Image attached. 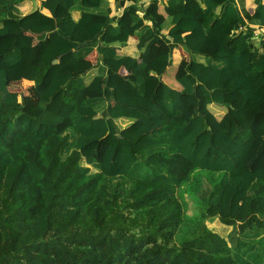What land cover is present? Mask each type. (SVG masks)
<instances>
[{"label":"trees","instance_id":"1","mask_svg":"<svg viewBox=\"0 0 264 264\" xmlns=\"http://www.w3.org/2000/svg\"><path fill=\"white\" fill-rule=\"evenodd\" d=\"M21 2L0 0V264H264V0H152L146 20L113 19L110 0L1 13ZM23 79L38 98L10 89Z\"/></svg>","mask_w":264,"mask_h":264},{"label":"crops","instance_id":"2","mask_svg":"<svg viewBox=\"0 0 264 264\" xmlns=\"http://www.w3.org/2000/svg\"><path fill=\"white\" fill-rule=\"evenodd\" d=\"M152 0H110V4L114 8V15L113 19H119L125 11H128L131 8H135L137 10V13L140 14L144 19L146 16V6L147 4ZM42 0H37L35 2L34 0H22L20 5H12L8 9L1 10V13L3 16L7 18H21L27 13L35 10L36 7H40ZM247 6H250L254 0H246ZM255 6V5H253ZM255 9V8H254ZM254 9L251 11L253 12ZM64 15H60L56 18L57 23H62L68 20H71L73 17L78 16L79 14L75 13L74 15H70L68 13L62 12ZM146 20V19H145ZM245 20V19H244ZM246 21V20H245ZM145 22V21H143ZM151 23V22H150ZM264 34V33H263ZM26 38L28 41L35 46L38 43V37L36 34L33 33H27ZM257 40V39H256ZM258 44L261 40H257ZM53 39L52 36H48V42L46 44H52ZM172 46V43H170L169 40L162 39L159 41L156 45L153 46L152 51L150 55L144 56L143 60L149 61L158 54L166 51H170V48ZM32 51V50H31ZM177 53L174 55L175 57H180L181 60H186L183 58V56L188 55L190 59L189 53H187L181 46H178L175 50ZM180 60V61H181ZM101 61V55L97 49H95L89 56H87L84 60L78 62L73 68L72 71L76 76H80L83 72L91 69L92 67L96 66ZM187 62L189 60H186ZM164 80L172 86L178 87V85H175L173 75L169 76L168 79L165 78V75L163 76ZM176 80V79H175ZM9 87L13 91L18 92H25L30 95H34L36 98H38V93L36 91V86L34 81L30 80H19V81H11L9 84ZM177 121H175L176 123ZM248 131H242L241 134H243V137H246L248 134Z\"/></svg>","mask_w":264,"mask_h":264},{"label":"rangeland","instance_id":"3","mask_svg":"<svg viewBox=\"0 0 264 264\" xmlns=\"http://www.w3.org/2000/svg\"><path fill=\"white\" fill-rule=\"evenodd\" d=\"M35 2H37V0H34ZM38 7H36L35 9H37ZM255 8V6H252L251 7V11ZM177 54V53H176ZM183 58H185L186 60H189V56L188 55H185L183 56ZM175 71H176V63H173L167 70L166 74H165V78L168 79L169 76L173 75V78H174V84L175 85H179L177 83V81L175 80ZM188 109L186 110L185 112V115L184 117L186 118L188 115H191L193 113V108L192 107H187ZM226 109H222V108H219L217 105H214L213 106V111L214 113L221 117L223 115L224 112ZM183 118V117H182ZM180 120V119H179ZM180 123V122H179ZM243 131H249V130H243ZM188 198V197H187ZM188 202L190 204V209H194V204L192 203L191 199L188 198ZM193 210H190V213H193L192 212ZM208 224L210 225L211 228H213L216 232H219L223 235H226L230 230H231V227L223 224L217 217L214 218V219H210L208 221Z\"/></svg>","mask_w":264,"mask_h":264},{"label":"built area","instance_id":"4","mask_svg":"<svg viewBox=\"0 0 264 264\" xmlns=\"http://www.w3.org/2000/svg\"><path fill=\"white\" fill-rule=\"evenodd\" d=\"M163 0H159V2H162ZM264 33V29H262V30H256V32H255V36H254V38H255V40L257 39V40H262V36L264 35L263 34Z\"/></svg>","mask_w":264,"mask_h":264},{"label":"water","instance_id":"5","mask_svg":"<svg viewBox=\"0 0 264 264\" xmlns=\"http://www.w3.org/2000/svg\"><path fill=\"white\" fill-rule=\"evenodd\" d=\"M64 55L62 54V55H60L57 59H55V60H53V63L54 64H57V63H59L60 62V60H61V58L63 57ZM77 77H79V76H77ZM119 136H121V135H119Z\"/></svg>","mask_w":264,"mask_h":264}]
</instances>
